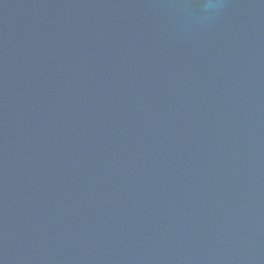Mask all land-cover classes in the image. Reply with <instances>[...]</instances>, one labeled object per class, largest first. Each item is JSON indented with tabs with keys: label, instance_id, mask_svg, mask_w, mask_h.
Instances as JSON below:
<instances>
[{
	"label": "water",
	"instance_id": "water-1",
	"mask_svg": "<svg viewBox=\"0 0 264 264\" xmlns=\"http://www.w3.org/2000/svg\"><path fill=\"white\" fill-rule=\"evenodd\" d=\"M0 264H264V0H0Z\"/></svg>",
	"mask_w": 264,
	"mask_h": 264
}]
</instances>
